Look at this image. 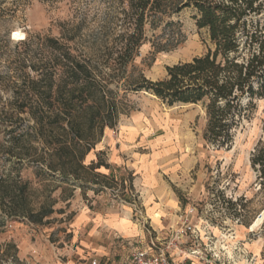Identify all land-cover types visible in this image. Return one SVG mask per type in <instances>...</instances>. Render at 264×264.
I'll list each match as a JSON object with an SVG mask.
<instances>
[{"label":"rangeland","instance_id":"obj_1","mask_svg":"<svg viewBox=\"0 0 264 264\" xmlns=\"http://www.w3.org/2000/svg\"><path fill=\"white\" fill-rule=\"evenodd\" d=\"M127 1L0 0V178L26 181L33 209L50 212L35 223L8 216L0 205V245L17 249L5 264L66 263L75 253L73 223L84 209L131 206L144 222V197L165 198L156 196L159 190L170 192L176 203L163 216L161 236L193 208L191 220L209 237L200 243L204 258L207 252L220 258L200 263L264 264V190L251 166L262 138L264 97L248 108L228 148L204 138L208 120L202 104L169 105L145 90L127 93L125 77L132 72L162 80L168 66L213 47L197 26L196 12L185 8L161 16L155 26L148 23L147 39L129 70H114L109 59L118 56L119 35L127 31ZM170 21L177 40L158 52L153 42ZM27 36L31 40L22 44ZM64 53L91 66L93 74L79 79L87 83L85 95L99 88L120 110L115 126L105 128L81 161L52 155L49 134L57 124L32 85L42 72L56 69Z\"/></svg>","mask_w":264,"mask_h":264},{"label":"trees","instance_id":"obj_2","mask_svg":"<svg viewBox=\"0 0 264 264\" xmlns=\"http://www.w3.org/2000/svg\"><path fill=\"white\" fill-rule=\"evenodd\" d=\"M127 4L124 22L128 27L119 35L118 56L109 59L113 68L129 70L147 39L148 23L155 26L161 16L170 17L185 8L196 12L197 26L206 30L213 46L191 61L168 66L167 77L162 80L152 81L143 72L137 76L132 72L125 77L127 93L145 90L169 105L202 104L208 120L204 138L218 147L230 148L248 108L255 99L264 97V0H128ZM174 27L173 21L166 24L161 37L153 42L156 51L174 47ZM30 40L27 36L22 44ZM56 60V69L42 72L39 81H32L33 90L57 124L49 134L52 155H72L81 161L101 140L105 128L115 126L120 110L114 101L105 100L99 88L85 95L87 83L80 85L79 79L93 74L89 63L74 59L70 53ZM251 166L264 190V121ZM29 196L26 181L0 178V205L7 215L41 223L50 212L34 210ZM13 248L17 250L11 243L0 245V264L13 257Z\"/></svg>","mask_w":264,"mask_h":264},{"label":"crops","instance_id":"obj_3","mask_svg":"<svg viewBox=\"0 0 264 264\" xmlns=\"http://www.w3.org/2000/svg\"><path fill=\"white\" fill-rule=\"evenodd\" d=\"M165 195V198H160ZM159 200L145 198L144 220H151L154 229L158 232L169 214V209L174 208L176 203L172 194L162 190L157 191ZM134 212L133 207L118 209L100 204L97 208H86L80 213L73 223V244L75 253L69 261L63 264H90L96 259L99 264H123L127 250L119 247L118 237L133 239L144 236V223ZM168 221H172L169 217ZM162 235V231L158 232ZM240 237L242 235L240 234ZM82 259L79 261V259ZM183 261L184 257H178ZM196 264L197 261H195ZM202 264V263H200Z\"/></svg>","mask_w":264,"mask_h":264},{"label":"built area","instance_id":"obj_4","mask_svg":"<svg viewBox=\"0 0 264 264\" xmlns=\"http://www.w3.org/2000/svg\"><path fill=\"white\" fill-rule=\"evenodd\" d=\"M194 209L191 208L186 216L175 227H170L164 236H161L153 227L144 223V236L133 239L118 237L119 247L127 250L123 264H200L208 262V258L219 260V255L209 252L204 258L202 241L209 239L201 235L197 223L191 220ZM184 257L178 261V257ZM220 261V260H219ZM210 262V260H209ZM90 264H99L93 259Z\"/></svg>","mask_w":264,"mask_h":264},{"label":"bare ground","instance_id":"obj_5","mask_svg":"<svg viewBox=\"0 0 264 264\" xmlns=\"http://www.w3.org/2000/svg\"><path fill=\"white\" fill-rule=\"evenodd\" d=\"M260 221H261V220H258L257 223L260 222ZM254 225H255V224H254Z\"/></svg>","mask_w":264,"mask_h":264}]
</instances>
